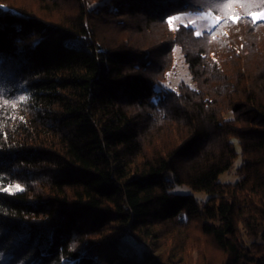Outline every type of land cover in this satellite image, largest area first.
Wrapping results in <instances>:
<instances>
[{"label":"trees","instance_id":"1","mask_svg":"<svg viewBox=\"0 0 264 264\" xmlns=\"http://www.w3.org/2000/svg\"><path fill=\"white\" fill-rule=\"evenodd\" d=\"M0 6V264H264V0Z\"/></svg>","mask_w":264,"mask_h":264},{"label":"rangeland","instance_id":"2","mask_svg":"<svg viewBox=\"0 0 264 264\" xmlns=\"http://www.w3.org/2000/svg\"><path fill=\"white\" fill-rule=\"evenodd\" d=\"M176 17H180V19H175ZM251 19L254 22H264V10L252 14ZM219 20L220 19L218 16L209 12L187 11L172 16L169 18V23L173 29L177 28L178 26H187L192 28L196 34H202L211 31L219 22ZM172 59L173 69L165 75L164 80L161 82V87L165 90H176L180 84L193 86L187 66L184 63L178 47L173 48ZM238 164L239 162L237 160L234 164V167ZM218 181L220 183H234L236 181V176L233 171L226 172L218 177ZM172 191L176 194H191L197 202L204 201L207 198L205 194L193 192L188 187L183 185L174 186ZM122 243V246L129 248L133 254L138 255V257H140L139 253L145 249L143 245L136 242L139 247L137 252L134 248L129 247L126 242Z\"/></svg>","mask_w":264,"mask_h":264},{"label":"bare ground","instance_id":"3","mask_svg":"<svg viewBox=\"0 0 264 264\" xmlns=\"http://www.w3.org/2000/svg\"><path fill=\"white\" fill-rule=\"evenodd\" d=\"M126 244H128L129 247L134 248L138 252L139 247L136 243L131 241L130 243L126 242Z\"/></svg>","mask_w":264,"mask_h":264},{"label":"water","instance_id":"4","mask_svg":"<svg viewBox=\"0 0 264 264\" xmlns=\"http://www.w3.org/2000/svg\"><path fill=\"white\" fill-rule=\"evenodd\" d=\"M121 241L122 242H128V243H130L131 241H133L134 243H136V241L132 237H130V236L124 237Z\"/></svg>","mask_w":264,"mask_h":264},{"label":"snow or ice","instance_id":"5","mask_svg":"<svg viewBox=\"0 0 264 264\" xmlns=\"http://www.w3.org/2000/svg\"><path fill=\"white\" fill-rule=\"evenodd\" d=\"M0 7H2V6H0ZM175 19H180V17H176Z\"/></svg>","mask_w":264,"mask_h":264}]
</instances>
